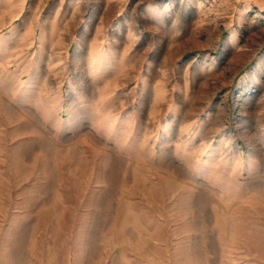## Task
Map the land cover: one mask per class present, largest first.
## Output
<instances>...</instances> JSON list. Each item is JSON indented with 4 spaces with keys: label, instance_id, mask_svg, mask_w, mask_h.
Instances as JSON below:
<instances>
[{
    "label": "rangeland",
    "instance_id": "rangeland-1",
    "mask_svg": "<svg viewBox=\"0 0 264 264\" xmlns=\"http://www.w3.org/2000/svg\"><path fill=\"white\" fill-rule=\"evenodd\" d=\"M0 264H264V2L0 0Z\"/></svg>",
    "mask_w": 264,
    "mask_h": 264
},
{
    "label": "crops",
    "instance_id": "crops-1",
    "mask_svg": "<svg viewBox=\"0 0 264 264\" xmlns=\"http://www.w3.org/2000/svg\"><path fill=\"white\" fill-rule=\"evenodd\" d=\"M261 3L264 2V0H259Z\"/></svg>",
    "mask_w": 264,
    "mask_h": 264
}]
</instances>
